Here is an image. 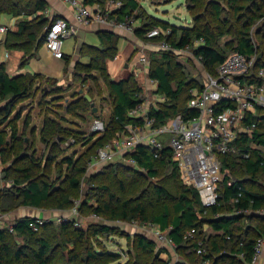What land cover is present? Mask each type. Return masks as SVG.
<instances>
[{
	"label": "trees",
	"instance_id": "16d2710c",
	"mask_svg": "<svg viewBox=\"0 0 264 264\" xmlns=\"http://www.w3.org/2000/svg\"><path fill=\"white\" fill-rule=\"evenodd\" d=\"M96 1L104 3L106 0ZM122 1L123 6L114 12L118 20L128 17L135 20L142 18L143 12L138 13L140 4L137 0ZM228 4L232 8L233 21L224 19L218 23L224 10L219 2L187 0L186 7L193 18V25L182 28L172 25L171 30H179V36L175 40H170L167 36L166 41L175 49L191 46L203 69L215 74L218 65L227 57L220 47L219 39L224 35H231L232 52L254 55V69L264 66V28L252 31V26L259 17L264 16V5L258 3V0H228ZM46 7L45 0H0V14L12 17L31 16L19 19L16 29H9L3 39L6 49L23 52L20 64H24L44 44L46 28L50 23V19L44 14ZM154 24L159 23L148 24L143 21L140 25L137 24L134 34L143 37ZM256 34L259 36L258 40L254 38ZM200 38L203 43L193 46L195 40ZM101 39L102 48H95L90 53L88 63L80 64L99 71L113 99L109 120L104 123V131L97 132L99 135L96 138L93 135L83 138L86 144L94 142L93 153L87 154L81 161L64 156L62 162L66 164L68 171L63 176L59 175V180L63 179L57 186L50 181L40 162L15 149L16 160L28 159V163L15 167L14 172H9L10 166L3 168L4 177L12 179L15 189L7 187L1 191L0 213L16 209L19 205L42 208L47 204H51L54 210L60 209L64 213L69 211L73 201L81 193L82 176L87 172V164L95 157V150L123 132L127 125H143V118L129 114L142 103L140 84L133 75L112 79L106 69V60L113 59L116 55L118 35L105 30L101 33ZM155 52V55L150 56L147 76L157 81L155 93L163 100L150 105L149 115L154 118V126H161L178 114L185 119L197 116L198 111L190 109L187 102L192 96L191 90H200L202 85L184 76L181 64L173 61L170 50ZM37 77V74L31 73L10 76L5 64L0 62V99L7 102L0 107V124L6 120L14 100L30 95ZM220 105L225 106L227 103L222 101ZM244 123L254 124V127L251 137L239 135L234 141L233 144L239 152L218 155L223 164L222 169L227 172L218 183V200L214 206L205 209L200 203L197 189L183 182L180 169L170 160L169 148L161 150L156 157L154 150L138 146L134 151L126 153V156L133 157L140 169L108 162L100 166L102 168L88 179L90 186L97 182L95 188L98 191L93 192L90 188L87 190V198H93L97 202L94 214H104L113 221L155 224L161 230L171 227L168 232L175 243L176 253L180 257L193 256L191 262H188L189 259H179L176 264H200L205 261H209V264H246L251 259L256 238L264 235V154L250 147L251 142L264 146V110L247 114ZM64 131L66 128L57 124L42 131L41 139L48 144L53 136H63ZM15 147L7 146L5 136L0 132V155L8 154ZM241 150H248L249 157L241 156ZM55 157L56 155L49 157V160H54ZM162 170L168 172L170 177L179 178L182 185L178 186L173 182L169 189L162 183H148V179L157 177ZM111 176L118 178L114 181ZM140 176L143 180L138 179ZM117 189L119 193H116ZM34 219L35 216H22L15 220L13 233L25 240L15 252L18 264H22L21 258L27 255L26 250L31 248L30 243L36 246L32 249L35 264H52L50 239L54 232L61 235L65 243L72 245L68 250V261L64 264H107L103 257L111 260L117 258L118 253L114 251L94 250L90 238L99 233H114L118 230V225L103 223L84 227L81 224L76 226L73 220L59 224L49 220L34 230L29 226V222ZM205 224L209 229H204ZM192 228L195 229L194 236L184 239L185 232ZM9 233L8 228H0V264H8ZM154 247L152 241L140 235L136 245L138 259L127 264H154L155 256L159 253L158 250L155 255H151ZM197 248L204 251L197 253ZM240 251L245 254L243 260L236 256Z\"/></svg>",
	"mask_w": 264,
	"mask_h": 264
},
{
	"label": "rangeland",
	"instance_id": "374dc122",
	"mask_svg": "<svg viewBox=\"0 0 264 264\" xmlns=\"http://www.w3.org/2000/svg\"><path fill=\"white\" fill-rule=\"evenodd\" d=\"M140 4V10L138 13L143 12L142 18L134 21V25L141 24L145 21L148 24L151 22H158L154 24V27H159L162 30H170L168 35L170 40H175L179 36L180 31H172L171 26L191 27L193 25V18L187 11V0H137ZM207 1V0H206ZM219 2L224 10L221 12L218 23H221L224 19L233 21L232 8L228 4V0H215ZM243 3V2H241ZM258 3L264 5V0H258ZM14 18L8 14H0V23L9 24L10 20ZM264 28V16L259 17V20L252 26V31L261 30ZM255 40H258L259 36L254 35ZM233 41V36L224 35L219 39L220 47L226 55L232 53L230 44ZM161 39L148 41L149 44L158 45ZM229 42V44H227ZM74 41L69 42L67 54L72 55L74 52ZM149 46V45H148ZM157 46L154 50L146 49L145 55L150 60L151 54L155 55V51H159ZM171 57L173 61L179 62L183 68L184 76L194 79L196 82L204 83L205 70L199 59L194 56L193 48L191 46L185 49H175L172 47ZM5 54L4 49L0 46V55ZM2 61V59H0ZM88 57H84L81 61L87 64ZM131 63V62H130ZM148 63L132 62L129 67H124L122 64L118 65V69L113 70L115 77H124L125 75H133L138 84L142 88V103L148 105L151 101L159 97L155 93L154 86L152 85L149 77L146 74V67ZM133 68H136L134 71ZM110 78H114L109 74ZM81 91V92H80ZM87 93L92 97V100L86 101L83 95ZM155 96V97H154ZM112 96L108 88L107 83L102 79L99 71L90 69L87 66L80 64H72L69 68V64H66L64 71L60 77L51 75L49 77L39 76L34 80L29 96L16 99L13 101L9 114L3 122L0 124V132L5 136L7 146L16 147L9 151L6 155H1L2 167L10 166L9 172H14L15 167L22 166L28 163V159L17 161L15 158V149H19L21 154L33 156L36 161L40 162L42 169L44 167L49 179L57 186L61 184L62 179L59 180V175L67 173L68 169L65 163L62 162V158L72 157L73 160H82L84 156L89 153H93L94 142L86 144L83 138L88 135H93L94 138L98 137V133L92 130V123L96 118H99L107 123L111 113ZM93 102V104H91ZM6 100L0 99V107L6 104ZM93 107L97 108V111H93ZM57 124L66 128L63 136L54 137L51 133L52 140L46 144L41 139L42 131H47ZM15 136V138H14ZM171 134L165 132L161 134L158 139L168 142ZM18 145H20L18 147ZM97 151V150H95ZM56 155L54 160H49V157ZM119 164L126 165L123 161L117 162ZM87 166H89L87 164ZM128 167H131L130 165ZM100 166H96L93 169L87 167V172L82 176V182L80 185L81 193L73 203L71 208H76L78 213L76 219L84 227L91 224H103L109 223L111 225H118V230L114 233H99V235H92L90 240L94 250L96 251H114L117 254L115 260H111L107 257H103V261L107 264L119 263L127 264L130 261L138 259L136 245L140 235L147 237L155 245L154 251L151 255H155L156 251L159 253L166 250L161 242H159L154 233L149 228V225L139 221H113L107 219L104 214L97 215V219H93L94 207L97 202L91 198L88 199L87 190L90 188L93 192L98 191L95 186L97 182H94L93 186H90L88 179L91 175L96 173ZM132 168V167H131ZM128 173V172H126ZM115 181L118 177L111 176ZM142 179V177H138ZM143 180V179H142ZM175 182L178 186L182 183L179 178H173L168 175V172L162 170L157 177L148 179V183L156 184L162 183L170 189V185ZM12 179L5 178L3 171L0 172V193L3 189L12 186ZM119 193V189L116 190ZM81 204V205H80ZM42 209L43 211L41 212ZM80 209V211H79ZM37 211L42 213V216L54 217L61 215L60 209H55L51 204H47L42 208L30 207L26 205H19L16 209L8 210V217H3V224L9 225L14 220L22 216H35ZM3 213H0V215ZM207 228V226H204ZM209 229V228H207ZM10 232V231H9ZM7 242L10 247L8 255V264H18L15 257V252L25 240L22 236L10 232L7 237ZM52 247L51 263L52 264H64L68 261V250L72 247L71 244L65 243L63 237L57 233H53V237L50 239ZM27 248L26 256L21 259L22 264H35L36 260L32 253V249L36 246L34 243H30ZM166 256L160 254L156 255L154 264H172L179 259H189L191 262L192 255L190 257L181 256L173 249H167ZM179 256V259L177 258ZM139 260L143 261V258Z\"/></svg>",
	"mask_w": 264,
	"mask_h": 264
},
{
	"label": "built area",
	"instance_id": "2783aa9c",
	"mask_svg": "<svg viewBox=\"0 0 264 264\" xmlns=\"http://www.w3.org/2000/svg\"><path fill=\"white\" fill-rule=\"evenodd\" d=\"M64 1L74 10V22L63 17L53 18L46 28L44 39L45 47L56 59L63 57V42L75 34L76 25L95 23L111 31L123 30L130 33H134L137 26V24L134 25L136 21L134 18L128 17L124 20L116 18L114 12L123 6L122 0H106L104 3L96 0ZM8 29L9 26L0 25V34H5ZM169 33L170 30L164 31L159 27H153L148 29L143 37L137 36L135 44L140 53L139 62L149 63L145 50L151 46H157L161 50H172L165 38ZM156 39H161L158 45L148 43ZM202 43V38L196 39L193 46L196 47ZM254 62V55L246 56L232 52L218 65L215 74L205 71L202 88L192 89V96L187 102L190 109L198 111L197 116L193 118L185 119L178 114L165 124L155 127L154 118L149 115L150 105H155L163 98L159 96L148 105L139 104L129 114L143 118V125H127L123 132L97 150L88 166L89 169L108 162L117 163L119 161L140 169L136 160L131 156H126V153L141 146L154 150V155L157 157L161 150L169 148L170 160L175 162L180 169L183 182L197 189L200 203L205 209L214 206L218 200V183L222 181L227 172L222 169L223 164L218 155L239 152L233 144L234 141L239 135L251 137L254 127V124L244 123L245 117L249 113L256 114L259 110H264V66L254 69ZM154 82L157 84L156 80ZM222 101H225L227 105L221 106ZM92 124L94 132L102 133L105 129L104 122L99 118H96ZM165 132L171 134L168 142L158 139ZM250 147L264 154V146L251 142ZM240 155L247 158L249 151L241 150ZM77 213L76 208H71L54 217L36 216L29 222V226L37 230L39 225L49 220L54 224L73 220L76 226H80V222L76 219ZM2 217L0 215V228L6 227L10 232H14L15 222L4 226ZM97 217L93 214V219ZM148 225L166 249H173L176 252L175 243L168 232L171 227L161 230L155 224ZM194 233V228L187 230L184 239L193 237ZM196 251L202 253L204 250L197 248ZM262 251H264V235L256 238L251 259L246 264H257ZM236 256L243 260L245 254L240 251ZM177 258L179 259L178 255ZM200 264H209V261Z\"/></svg>",
	"mask_w": 264,
	"mask_h": 264
},
{
	"label": "crops",
	"instance_id": "0c3cea01",
	"mask_svg": "<svg viewBox=\"0 0 264 264\" xmlns=\"http://www.w3.org/2000/svg\"><path fill=\"white\" fill-rule=\"evenodd\" d=\"M47 2L46 10L44 14L52 20L55 17H63L71 22H74V10L71 8L69 4H67L64 0H45ZM40 13V12H38ZM27 17L31 18V16L21 15L19 17H14L10 20L9 24L0 23V25H7L9 29H16V24L19 19ZM8 29V30H9ZM108 30L100 27L98 24L90 23V24H79L76 25L75 34L66 38L62 45L63 57L61 59H56L52 56V54L47 50L45 45L42 43L39 46V49L36 50L33 56L29 57L24 64H20L21 57L23 56V52L20 50H8L3 45V39L5 34H0V46L4 49V56L1 54L0 59L5 64L6 71L10 76H16L19 74L31 73L37 74L39 76L49 77L54 75L55 77H60L66 67V64H69V68H71L72 64H84L81 61L84 57H88L90 60V53L95 48H102V39L101 33L103 31ZM109 31V30H108ZM110 32V31H109ZM118 35V47L116 55L113 59L106 60V69L108 74H111L114 78L112 79H121L127 77L129 75H125L124 77H115L116 73H113V70L118 69V65L122 64L124 69L129 67L132 62H139V51L136 48V35L134 33H130L128 31H113ZM74 41V52L72 55L67 54L68 48L70 47L69 42ZM151 50H154V47L151 46ZM131 62V63H130ZM140 63V62H139ZM136 68H133L134 71ZM146 67V74H147ZM137 72V71H136ZM152 85L156 88V83L154 80H151ZM156 90V89H155ZM155 97V96H154ZM152 102V101H151ZM4 166L0 164V172L3 171ZM41 212L43 211L40 209ZM37 211L36 216H42V213ZM7 212L1 215L7 216ZM15 222V220L13 221ZM12 222V223H13ZM11 224V223H10ZM9 224V225H10ZM8 226V225H4ZM166 250L159 253L161 258L162 255L166 256ZM176 253V252H175ZM174 264V263H172ZM176 264V262H175ZM257 264H264V251H262V255L259 258Z\"/></svg>",
	"mask_w": 264,
	"mask_h": 264
},
{
	"label": "water",
	"instance_id": "95a60500",
	"mask_svg": "<svg viewBox=\"0 0 264 264\" xmlns=\"http://www.w3.org/2000/svg\"><path fill=\"white\" fill-rule=\"evenodd\" d=\"M110 32H112L111 30H109ZM81 92V91H80ZM84 98L87 100V101H91L92 98L90 97V95H88L87 93L84 94ZM93 104V102L91 103ZM93 111L96 112L97 111V108L96 107H93Z\"/></svg>",
	"mask_w": 264,
	"mask_h": 264
}]
</instances>
